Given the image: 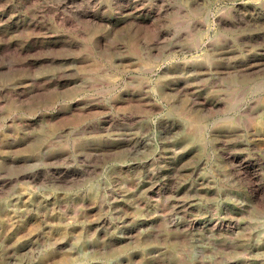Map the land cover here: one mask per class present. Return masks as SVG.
Segmentation results:
<instances>
[{"label": "rangeland", "instance_id": "rangeland-1", "mask_svg": "<svg viewBox=\"0 0 264 264\" xmlns=\"http://www.w3.org/2000/svg\"><path fill=\"white\" fill-rule=\"evenodd\" d=\"M263 105L264 0H0V264H264Z\"/></svg>", "mask_w": 264, "mask_h": 264}, {"label": "bare ground", "instance_id": "bare-ground-1", "mask_svg": "<svg viewBox=\"0 0 264 264\" xmlns=\"http://www.w3.org/2000/svg\"><path fill=\"white\" fill-rule=\"evenodd\" d=\"M261 118L263 120L262 123V129L260 131H264V105L261 107ZM231 159V158H230ZM237 160L236 156H232V161ZM246 163V162H245ZM257 164L255 163H248L242 167H240V172L248 177L249 180L253 179L255 177V174L251 172L250 168H253ZM207 177L203 175L200 179V184H201V194L204 196L209 194V191L206 189L207 185ZM259 191V188L255 189V194H257ZM219 195V192H218ZM257 198V197H256ZM199 212H201V208L199 207L198 209ZM260 213V211L258 209ZM195 212V211H193ZM239 216H242V213L234 209L231 204L228 203H218L216 208H215V217H214V224L212 227V233L216 236V240L218 242V246L221 248L223 243L222 238L225 236V239L227 240L226 244H232L234 240L231 241V237L235 235H241L244 234L245 231L247 230L246 227L240 222ZM264 223L263 227L261 229L257 228H249L248 232L249 235L252 236V242L250 245V251L254 252L255 254L260 253L264 249ZM204 229V228H203ZM4 239H7V236L4 237ZM234 244V243H233ZM227 247V245H225ZM227 249V248H226ZM17 264H22V263H17ZM253 264V263H252Z\"/></svg>", "mask_w": 264, "mask_h": 264}]
</instances>
